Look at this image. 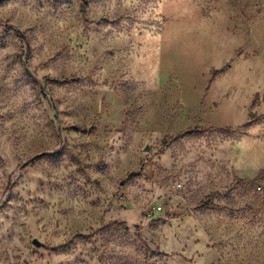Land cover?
<instances>
[{"label":"rangeland","instance_id":"1","mask_svg":"<svg viewBox=\"0 0 264 264\" xmlns=\"http://www.w3.org/2000/svg\"><path fill=\"white\" fill-rule=\"evenodd\" d=\"M0 264H264V0H0Z\"/></svg>","mask_w":264,"mask_h":264}]
</instances>
